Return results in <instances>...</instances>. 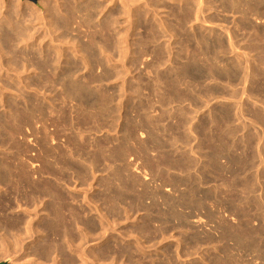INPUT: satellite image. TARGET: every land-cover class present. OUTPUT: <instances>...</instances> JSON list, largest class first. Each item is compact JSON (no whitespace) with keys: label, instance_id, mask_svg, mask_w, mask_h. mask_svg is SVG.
Masks as SVG:
<instances>
[{"label":"bare ground","instance_id":"1","mask_svg":"<svg viewBox=\"0 0 264 264\" xmlns=\"http://www.w3.org/2000/svg\"><path fill=\"white\" fill-rule=\"evenodd\" d=\"M39 2L40 3L37 6L36 4L32 3L31 1L30 2L29 1L28 2H22L21 0H11L9 2H5V0H0V227L3 226L7 230L15 231L17 233L18 238L21 239V241L19 240L18 242L23 243L22 247H24V250L27 247V246L26 247L24 246V241L26 239H27V242L30 239H32V241H29V242H34L38 238L41 239L42 243L41 244L39 243V245L36 244L37 245L36 248L33 251L31 250L32 253L30 254V251H27V252H29V254L26 255V257L29 255H32L33 257H35L36 258L35 261H37V264H39L40 262L48 263V264L49 263L50 264H103V263L105 264L106 261H107L106 263L108 264L109 263L108 260H111L109 264H118V257L119 256L121 257V255H123V256L127 255V257H128L127 261H129L130 264H144L143 262H141V260H140L141 258L138 260L135 259L138 256V255L136 256V254H141L142 251H145V249L143 250V248H142L143 246L141 247L140 244H139L140 246L135 245V247H131V246L129 248L127 247L128 249L124 248L125 250H123V249L122 250H116V249L112 250L111 248L105 249V247H104L105 250H101V251L98 250L100 252H95L92 249V246L94 244H91V242L93 243V240H96V238L95 239H93V238L97 237V236L98 237L101 236V238H102V236L104 237V234L107 232L108 228H110L109 227L110 224L108 225L107 222H106L107 225L104 222H102V223H104V225L100 224L101 220L105 218V217H102L103 213L101 212V209H100L101 207H103L102 204H101L100 208L96 207V209L97 208L100 209V211L99 210H96V211L102 213L101 214L102 219L100 221H98L99 222L98 225L94 222L95 220L93 221V219H95V218L92 219L93 216H91V215H92L93 210H95V208L93 209V207L96 206V205L95 206H93V205L98 203V202L96 203L94 201V198H93L96 196H92V197L90 196V194H91L90 191H92V189H91L92 183L91 182L95 180L93 177L96 174V171H100L101 168L104 169V171H106V170L109 171V168H111V166H110L111 164H117L118 163L119 165H118V167L116 166V169L114 168L115 170L112 169L113 167H115L112 165L113 167L111 169H112L113 173H111L112 172L111 171L110 172L111 175H109V176H111V179L112 178H118L117 182L120 184H124L131 189L137 187V185H139L141 181L139 179H137L136 177H134L135 173L133 174L134 176H131V173H130V175H127V173H129L131 171L130 169H134L137 173L141 172V174H142V171L146 168V169H149L150 172H149V174H147V172L149 170H146L147 172L145 173V178H144L145 180L148 181L150 177L153 180H155V178H158L157 180H160L161 184L166 185V183H169V180L172 179V174H170L171 170L175 169L176 167H177V169L180 167L181 168L183 167L182 169L185 170L186 172L188 171V173H189L190 170H188V169H190L191 167L193 168V166H195L197 164V163L193 162L194 161L193 158H192L193 161H191L188 158V156H187V158L184 157L185 159L182 158V159H184V160L181 159L182 161L180 160V158H179L180 161L179 160L178 161L172 160L171 155L169 153V149L171 148L170 147L171 145L170 146L168 145L170 148L166 149L164 147L165 142L162 143V145H163L162 148H164V150L166 149L165 151L167 153L165 155H161V157L158 156L160 158H158V159L156 158V160H153L150 158H145L146 156L150 155L148 152L151 148L147 147V148H149V150H148L146 148L147 144L144 143L145 144L144 149H142V147L139 149L140 154H144L143 155V162H142L143 164H141V166H140V164L137 166L136 165L137 162L135 164L129 163L130 157L132 156V154H134L132 147L133 146L135 147V145H133L135 143H133L132 147H131V143H132L131 141L132 140L134 141L136 139V138L134 139L135 134H136L135 132L140 130V128L142 126H143V128L147 126L145 123H144L145 126L142 125L143 122H141V119H144L147 113L144 114L145 116L143 114L141 115V116H144L143 118L139 115L141 117V119L138 117L140 119L139 120L140 122H138L137 121L138 119L136 120V118L133 120L130 119L131 114L129 112L136 110V112H138V114H139L143 111L146 112L145 108L148 109L147 111H151L152 110L151 108H153V110H154L155 105L153 106V104L151 102L150 103L145 102V100H149V99H145L144 101L141 100L143 93L145 94V92H147L148 90L151 91L152 94H154L153 96H155V91H156L157 96H159L158 95V93H159L158 91L160 90L159 88H162V85H165L164 86L165 88H163V90H164V93L166 94V95L164 94V97H166V98L164 99L163 96H161L164 100L162 101V99L160 100V98H159L160 101H157V102L162 101L160 103L161 107L164 106V108L165 107L169 108L168 106H170L171 104L173 105V103H177V102L182 103L183 102L182 104H184L185 101L188 102V100L191 99V97H192L191 93H190L192 90L191 87L193 88V84H195V83H192L193 81L191 79L195 78L194 75H197V77L199 79H204V80L208 79V81H209V78H211V77H214L216 79L217 78H221V79L227 78L229 80L235 79V81H244L245 82L244 84H246L248 81V78H250L252 80L251 81L252 88H251V90H249V92L251 94L248 92V88H247V91L243 92V93L248 92V94L245 93V94H247L246 98L252 95L250 97V99L255 98L256 100L257 99L260 100L259 98H261V96H262V98L264 97V69H263L264 68V28H262L260 26L256 27L251 22L252 18H257V20H258V19L264 17V1L263 0H252L250 2V4H248V5H243L245 2L241 3L238 0H54V1L53 0H41ZM218 3H220V5H222V7L225 11L224 13L228 12V14L232 13V14H235L236 16L239 15V17H240V20H238L237 22L234 23L235 28L237 29V30L235 29V33L230 34L229 32H227V34H228L227 37H230V39L228 41L229 43L226 42V40H225L226 38H224L223 35H219V34H218L219 36L217 37L216 41H210V39L208 38L209 33H208V35H206L207 31L205 33V32L199 31L200 29L199 30L195 29V25H197V24L208 25V24H212V23H216V22H224V21L226 22V20H220L219 19L220 15H218L216 13H213L212 15L211 14L209 15L207 13L208 11L210 12L214 8V6L215 7L217 5L219 6ZM192 28H194L193 33H191L192 30L190 31V29H192ZM237 31L239 33L240 32L242 33V31H246L248 33V35H247V36H249L248 39H250L251 41L250 40L247 41L248 43H246L247 44L246 48L249 51H251L252 53L253 52L257 53V57H259V59L257 58L259 60L258 65H254L252 68L250 67V69L253 72V74H251V75L248 74L249 72L248 73L246 72L247 74L246 73L241 74L242 71L240 73L238 71H235L233 73L230 71L232 69H230L229 71H226L225 74H223L222 73L223 69H220L222 71L221 72V71H219V68H217L219 65L216 67V63L219 62V53H222V54L228 53V51L231 49L234 50V52H235V50H238L241 48V47H239V44H238V43H240L239 37H241V36H239ZM245 37L243 40L246 39ZM244 42L245 41H243V43ZM243 55L247 56L246 61L248 63H249V61H251V63H250V65H251L253 62H252V60H250V57H251L250 52L244 53ZM144 60H146V63L149 61V63L144 64L145 63ZM230 60H232V59H230ZM256 61L254 60V62H256ZM201 62H204V64H207V65H208L207 62H209L208 66H210L209 67L210 69L207 71V68H206L207 66H206L205 67L206 71H205V68H204V70H202V68L200 67V65L202 64ZM237 62H235V63H237ZM244 63H246V62H244ZM138 64L139 65L144 64L143 65L144 67L142 66L143 69L142 68L141 69H142V71L144 70L145 73H146L147 69L151 70V71L148 70L149 72L147 71V75H149L151 73V75H149V76H152V74H153L154 78L151 77L154 79V80L151 79L153 81V83L150 81L151 83H148V84L146 83L147 85L145 83H144L145 85L139 84L140 82L139 83L137 82L138 84H132L133 82H130L131 79L129 80L130 83H128V79L133 78L135 75V72L137 71V70H133V67L137 66ZM240 64L242 65V63H240ZM170 65L171 66L175 65V68L179 67L177 69L178 71L175 70L177 73L176 72L174 73V71H172L173 69L172 70L170 69V68H174V66L170 67V68L168 67V70L165 69L166 67L164 68V66H170ZM240 66H239V68H240ZM155 67H157V68H155ZM158 67H160V68L162 67L165 70H163V71H161L162 69L157 70V69H160ZM227 67H228V65H227ZM230 68H232V67H230ZM154 69H156V70H154ZM227 69H229V68H227ZM240 70H241V68H240ZM142 71H140L141 73L139 75L140 80L143 79V76L141 78V75H144ZM248 71H249V69H248ZM171 72L174 74H172ZM144 77H145V75H144ZM111 81H113V83L116 81H124V85L120 84L121 86L119 87L118 92H119V94L124 96L125 99L127 97V99H126V101L124 100L125 102L118 100V102H120L119 104H123V106H121L120 111L122 112V109L124 110L123 114H122L123 123L118 124V125H120L119 126V133H120L119 137H121L123 135V138L118 139V144L117 145L115 144L116 146H114V147L110 146L111 147V149H110L109 144L110 145L113 144V139H114L113 137H112L113 139H111V140L104 138L105 140L98 141L94 144L95 141L93 143H91V141H89V139L85 138V134H84L85 131L83 132L82 129H86V131L91 133L95 130L97 131V129L99 132V129L103 128V126L109 128L110 131L111 130L113 131V128H115L117 118L114 115L115 114L119 115V114H121V112H119L118 114L116 113L117 109H118V108H116L117 105H116V107H113V108H109V106H112L111 104L115 101V98H116L118 92L116 93V91L113 90L115 93L113 92V94H110L111 92L109 93L106 89L107 87L105 86L106 88H104V86H103L104 84H102L105 82L111 83ZM218 81H220V79ZM235 81L233 80L231 82H235ZM204 85H206V84H204ZM197 86H198V84H197ZM249 86H250V84H249ZM200 87H201V85H200ZM194 88H196V87H194ZM205 88H206V86H205ZM207 88H211V85H210V87L208 86ZM207 88H206V92H207ZM236 88H237V86H236ZM241 88H243V87H241ZM144 90H147V91L144 92ZM202 90H203V88H202ZM238 90H241V89H238ZM161 91L162 90H160V92ZM219 91L221 92V89ZM219 91L217 89H209L208 90L209 93H211L213 95L218 94V96H220L219 94H221V93H219ZM151 92H147V93L151 94ZM206 92L204 91V93H206ZM240 92L243 95L242 91H240ZM161 93H160V95H161ZM192 93H194V92L192 91ZM200 94H201V92H200ZM132 95H134V98H136V96L140 97V100H139V102H137L136 105H134L136 102L133 103L135 101L134 98H133L134 101H132V103H130L131 99H129V98L132 97ZM235 95L238 96L239 92L237 94L235 93ZM49 97H51L50 101L48 100ZM124 97H122V98L124 99ZM145 97H146V95H145ZM122 98H121V100H123ZM156 98L154 101H156ZM199 98H200V96H199ZM137 99H139V98H137ZM137 99H136V101H137ZM150 100H152V99H150ZM195 100H197V99H195ZM195 100H192L193 105L195 107H198L200 104V102H198L199 99L197 101H195ZM237 100H239V99H237ZM252 101H255V100H252ZM187 102H185V104H187ZM256 102H258V101H256ZM256 102H253V103H256ZM71 104H73V105L71 106ZM178 105H180V104H178ZM157 106H159V105H157ZM254 106H256V105H254ZM258 106H259V104H258ZM118 107L120 108V105ZM178 107L179 106H177V108ZM261 107L264 109V106H261ZM114 108H116V109H114ZM203 109H205V108H203ZM165 110H167V109H165ZM172 110H170V111H172ZM48 111H50V112H48ZM178 111H181V110H178ZM183 111L184 110L182 109V112ZM199 111H202V110L199 109ZM249 111H251V110H249ZM47 112L51 113V114L54 113V115L52 114L53 116H55L58 113H59L58 115H61L60 120L62 123H60L58 121L61 125H57V127L61 126L62 127L61 129H63V132L64 131L67 133L69 132V134L66 135V137L68 136L67 140L65 137H63V138H65L64 139L65 142L69 144V145H67L69 147H67V146L65 147V144H64V148H66V149H64V150L59 149L60 153H58L59 155L57 154L58 155L57 157H55L53 155V152H54L53 148L50 149L48 147L50 144L52 145L51 147H53V144H54L53 141H52L53 144L49 143V140H51L50 139L51 135L47 132H51L53 129V128H51L52 126L50 127V125H49V127L51 128V131H49V129L47 132L45 131L46 134H45V137L43 138L44 140L39 135V137L43 140V143L45 144L44 145L45 159L43 160L44 163H42L44 165L42 166L41 162H39L41 165L34 163L35 160L37 159V157H35V156H38V155L33 154L35 159H34V161H30L31 162V163H29L30 166H28L27 161L24 160V158H26V157L23 158V155H24V152H26V150L28 151V148H30V147L28 146L29 145L28 144L27 145L28 148H27L25 144L29 140H31L30 136H32V135H30V133L33 134L31 132V129H32L31 127L37 125V128L41 129L42 126L47 125V124H42L46 117L47 118L51 117L50 115H49V117L47 116ZM163 112H164V110H163ZM163 112H161V113H163ZM177 112H175V113H177ZM195 112H197V111H195ZM178 113H180V112H178ZM187 113H189V112H187ZM227 113H228V111H227ZM148 114H149V112H148ZM170 114L173 115L172 113H169L168 116H170ZM58 115H57V117H58ZM163 115H166V114L163 113ZM183 115H185V117H186V115H187L186 112H185V114H182V116ZM228 115H229V113H228ZM150 116L151 115H149L148 117H150ZM154 116L156 117V115H154ZM223 116H225V115L223 114ZM119 117L121 118V115ZM148 117H147V119H148ZM179 117H180V115H179ZM185 117H183V119H181V121L179 122L183 126L184 129L186 128V126L189 122V120L187 118V117H189V115L186 118ZM253 117L252 118L255 120V124L259 125V127H262L264 130V110H257L256 109L255 111H253ZM131 118H133V117H131ZM150 118L152 119V117H150ZM156 118L162 119L164 117H161V115H160V117L158 116ZM166 118L169 119L170 117H166ZM228 118H230V117H228ZM153 119H154V121H156L155 118H153ZM153 119H152V122H153ZM168 119H166V120H168ZM177 119H178V117H177ZM41 120H43V121H41ZM56 120H58V119H56ZM56 120H55V122L58 123ZM194 120H196V119H194ZM215 120L218 121L217 119H215ZM227 120H230V119H227ZM254 120H252L253 124H254ZM152 122H150V125H153ZM156 122H160V121H158V119H157ZM226 122H228V121H226ZM44 123H47V122L44 121ZM51 123H53V121ZM166 123H167V121H166ZM190 123H191V121H190ZM39 124H40V126L38 127ZM162 124L164 125L165 123H162ZM168 125H165V126H168ZM175 125H178V123ZM170 126H171V124H170ZM170 126H168V128ZM173 126H174V124H173ZM149 127L150 126H148V130H149ZM203 127H201V126L196 127V128H194L195 130L191 129V127H189L190 128L189 131H191V130L196 131L197 130L196 132H200V134H201L203 129H204ZM259 127H258V129H262ZM47 128L46 129L44 128V130H47ZM55 128H56V126H55ZM177 129L179 130L180 128H177ZM206 129H208V128H206ZM150 130H151V127H150ZM168 130L170 132V129H168ZM186 130H188V129H186ZM25 131L27 134H29L28 136L30 138V139L28 138L29 140H27V142L25 141V139H27ZM32 131L35 132L34 129H32ZM38 131H37V133H38ZM40 131H42V130H40ZM208 131H209V129H208ZM57 132H58V130H57ZM175 132H177V131H175ZM42 133L43 132H41V134ZM150 133H153V132H151V131L149 132L151 139H153L152 138L153 136H151ZM167 133H168V131H167ZM183 133H184V131H183ZM16 134H17V136H20V140L25 141L24 142L25 144H23L22 141L21 142L18 140H16L18 142L15 141V139H16L15 135ZM34 134H33V136H34ZM112 134H113V132H112ZM156 134H158V133H156ZM203 134H204V131H203ZM55 135H56V132H55ZM153 135H154V133H153ZM258 135H260V134L258 133ZM263 135H264V131H263ZM52 136H53V134H52ZM103 136H104V134H103ZM154 136H156V135H154ZM181 136H183V134ZM255 136H256V134H255ZM91 137H93V136H91ZM141 137H142V135H141ZM177 137H179V136H177ZM184 137L185 136H183V138ZM193 137H191V139ZM251 137H252V135H251ZM101 138H103V137H101ZM169 138H170V136L168 137V139ZM258 138H256V139H258ZM17 139H19V138L17 137ZM54 139H55V136H54ZM54 139H52V140H54ZM99 139H100V137H99ZM151 139H149V141ZM180 139H178V140H180ZM185 139H186V137H185ZM40 140H39V142H40ZM64 140H63V142H64ZM90 140H93V139L90 138ZM155 140H157V139H155ZM159 140H157V141H159ZM170 141L169 142L167 141V142L171 143ZM252 141H253V139H252ZM256 141H254V142H256ZM35 142H36V140H35ZM134 142H136V141H134ZM141 142L143 143L142 140H141ZM146 142L148 143V140ZM176 142H178V141H176ZM182 142H184V141H182ZM32 143H33V141H32ZM41 143H42V141H41ZM139 143H140V141H139ZM142 143H140L141 146L142 145L144 146V144H142ZM178 143H180V142H178ZM216 143H219V142H216ZM37 144H38V142H37ZM55 144H57V143H55ZM149 144H151V143H149ZM171 144H173V143H171ZM186 144H188V142ZM151 145H153V144H151ZM154 145L158 146L159 144L158 145L154 144ZM251 145H253V144H251ZM251 145L249 147H252ZM32 146H34V145H32ZM168 146H166V147H168ZM198 146H199V144H198ZM236 146H238V145L236 144ZM54 147H55V145H54ZM138 147H140V146H138ZM160 147H161V143H160ZM214 147H216V146H214ZM61 148H62V145H61ZM162 148L160 149L158 147V149H160V150H162ZM188 148H189V146H188ZM195 148H199V147L196 146ZM195 148H194V150H195ZM211 148H212V146H211ZM262 148H264V146ZM32 149H35V148H32ZM40 149H43V148H41V146H40ZM178 149L180 150L181 148L178 147ZM216 149H217V147H216ZM216 149H215V151H216ZM137 150H138V148H137ZM147 150H148V152H147ZM37 151L34 153H37ZM218 151L219 150H217V152ZM221 151H222V149H221ZM30 152L32 154L33 150ZM223 152H225V151H223ZM173 153H175V152H173ZM173 153H172V155H173ZM199 153L200 152H198V154ZM27 156H30L29 158H27V160L32 159L31 158L32 155H27ZM133 156H136V155H133ZM184 156H185V154H184ZM217 156H219V155H217ZM38 158H39V156H38ZM52 158H53V161L51 160ZM41 159H40V161H42ZM131 159H133V158H131ZM209 159H210V157H209ZM242 159L243 160L240 159L238 161V165L243 166V168H244V166L247 168L249 166V167H252L253 169L255 168L254 170H256L260 166H263V168L261 167L262 168L261 170L257 169L255 176H253L254 174L250 175L251 177L248 176L249 180H251L250 178H252V176L254 177V178H252L251 181H248V180H247L248 182L245 181L246 184L244 182V185H246V186H247V184H250L251 188L249 185L246 188L249 187L248 189L249 190L251 189L252 191L251 190L250 191L252 193H254L258 190H261V193L259 195V197L261 198L260 199L261 201H259V200L253 201L252 200L253 202L250 201L251 203H249V204L246 203L247 206H244L242 209H239V207H241L242 204L239 207L236 206L237 204H234L235 207H232V208L230 207V209L234 210L236 215H238V216L242 215V217L245 218L246 220H244V219L241 220V225L239 227H242L243 228L242 230H240L239 228H235V232L233 231L234 233L226 231L225 234L223 233L224 234L223 238L235 241V244H236L235 247L236 246H238L239 248L243 247L242 249L249 250L251 252L252 251L253 252L257 251L259 253L261 252L262 253V254L260 253L261 257L264 259V150L262 152L261 151L255 152L250 157V159H248V161H247V159H244V158H242ZM199 160H201V159H199ZM202 161H204V160H202ZM133 162H135V159ZM206 162H208V161H206ZM213 163H215V161ZM217 163H219V161ZM201 165H203V164H201ZM233 165H234V163H233ZM206 166H208V165H206ZM38 167L40 168V170L42 169L45 171L44 172L45 175H42L41 173L39 174L40 171L39 170H38L39 172L37 171ZM210 167L212 168V166H210ZM231 167H233V166H231ZM243 168L240 167V169H243ZM33 169H34V171H33ZM236 169H238V167ZM217 170H218V168H217ZM199 171H200V169H199ZM221 171H223V170L221 169ZM233 171H234V169H233ZM242 171L246 172V168H245V170H242ZM178 172H179V169H178ZM211 172H213V171L211 170L210 173ZM184 173L185 172L183 171V175H184ZM235 173H238L236 175H239V170H237ZM235 173H230V174L235 175ZM240 173H242V172H240ZM253 173H254V171H253ZM242 174H244V173H242ZM217 175L215 178H218ZM185 177H187V176H185ZM245 177H247V175ZM92 178H93V180H92ZM188 178H192V177L189 176ZM242 178L244 179V177H242ZM101 179L102 180L100 181V183H101V187L103 188L102 193L109 192V194H108L109 197L106 196L107 195L106 194L104 196L105 198L103 197L104 199L102 198L101 200H104L105 203L110 202L113 207L115 205V203L113 205V201H112L113 198H115L116 200H119V201L124 200V198H125L124 193L120 194L119 193L120 191L118 192L119 194L115 193L116 189L114 190L112 183L108 182L109 181L108 177L105 179H103V178H101ZM111 179H110V181H111ZM167 179H169V180H167ZM194 179L193 178L190 179L191 184L196 183V181ZM218 179H221V177H219ZM188 180H186V179L177 180V182L179 184L186 185L187 183H189ZM222 180H223V178H222ZM227 180H228V178H227ZM74 182L81 185V187L84 186L83 188L86 187V189L83 190V192H85V194H83V196H80L77 194L78 192H80L79 191L80 189L78 191H77V189L76 190L74 188L72 189L71 184L72 183L74 184ZM112 182H113V180H112ZM172 182H175V178L173 179ZM177 182H175V183H177ZM205 182H206V180H205ZM231 182H233V181H231ZM142 184H143V182H142ZM172 184H174V183H172ZM124 185H123V187H124L123 191H125V189H126V187ZM231 185H230V187H231ZM244 185H242V186H244ZM120 186H122V185H120ZM144 186H145V184H144ZM234 186H236V185H234ZM239 186H241V185H239ZM117 187L119 188V186H117ZM123 187H120L117 190H120ZM154 187H156V186H154ZM162 187H163V185H162ZM167 187H168V184H167ZM141 188L143 189V190H141V192H143L144 187H141ZM151 188H152V186H151ZM186 188H185V190H186ZM232 189H233V186H232ZM133 190H137V189L135 188V189H132V191ZM159 190H161V189H159ZM151 191L153 192V190H151ZM156 191H158V188ZM246 191H247V189H246ZM126 192H127V190H126ZM126 192H125V194H126ZM128 192H127V194H128ZM177 192H180V191H177ZM194 192H195V190L192 193H194ZM102 193H100V195ZM218 193H220V192H218ZM131 194H132V192H131ZM131 194L129 193L130 197L132 198ZM174 194H175V192H174ZM134 195L137 198L138 195H136V194H134ZM180 195L181 194H179V196ZM98 196H99V194H98ZM161 196H162V193H161ZM187 196L186 197L184 196V197L187 198ZM189 196H191V195H189ZM198 196H200V195H198ZM100 197L101 196H99L97 198H100ZM127 197L130 200V197L129 196H127ZM143 197H144V195H143ZM256 197H257V195H256ZM238 198H239V196H238ZM170 199H173V198H170ZM202 199H204V198H202ZM133 200H135V198ZM137 200L138 199H136V202H137ZM169 200H167V201H169ZM189 200L190 199H188V201ZM193 200L194 199H192L190 202L182 201V203L184 202L183 205H185L189 208H193V209H198V208L204 207L203 203L201 201H193ZM198 200H200V199L198 198ZM218 200H219V198H218ZM238 200L239 199H237V201ZM139 201H140V199H139ZM125 202H126V200L124 201V203ZM119 203L121 204V202H119ZM119 203H118L117 207H119ZM141 203H139V204H141ZM222 203H223V201H222ZM135 204H137V203H135ZM139 204L137 205L138 208H139ZM151 204H152V202H151ZM216 204H218V203H216ZM229 204L233 205V203H228V205ZM21 205H24L23 210H22V212L24 214L22 213L23 215H17V216L14 215L15 214L14 213L15 206H17L18 210H19L20 208L22 209ZM25 205L26 206L29 205V206L33 207V210L31 209V211H34L33 219L31 218L32 212L29 210V208H28V210H25V208H27V207H25ZM103 205L106 206L107 204L106 205L103 204ZM111 205L108 206V208L104 207V211L106 209L107 210L110 209ZM130 205H132V204H129V206ZM133 205H134V203H133ZM171 205L168 207L169 213L172 215V217L177 219L178 218V216L176 215L177 211H175L176 205L174 204V206L172 205V207H171ZM123 206H125V205H123ZM180 207H182V206L180 205ZM224 207H226V206H224ZM114 208H116V207H114ZM117 209H119V208H117ZM117 209L114 211H116L118 214H122L123 211H120L121 212L120 213L117 211ZM193 209H192V211H193ZM207 210H208V208H207ZM251 210H253V211H251ZM126 211H128V210H126ZM131 211H132V209H131ZM134 211L135 210L133 209L132 212H134ZM157 211H158V209H157ZM159 211H160V209H159ZM130 212H127V213H130ZM142 212H140V213H142ZM212 212H214V211H212ZM243 212H245V213H243ZM252 212L255 214L254 216L262 218V221H263V222L261 221L262 223L260 222L261 223L260 227H257L259 231H257L256 233L254 232L256 229L253 231L254 233L250 232L253 230L252 228H250L252 230H250V229H249L250 231L248 230V228L250 227L249 225L253 221L252 220L250 222V224H248L249 219L253 218ZM117 213L116 214L114 213L116 215V216L114 215L116 218H117ZM104 214H105V212H104ZM183 214H185V213H183ZM229 214H230V212H229ZM109 215H110V213H109ZM154 215H156V214H154ZM186 215H188V213ZM213 215L215 216V214H213ZM108 216H107V218H108ZM119 216H121V215H119ZM148 216H150V215H148ZM192 216L194 217V215H192ZM209 216H211V215H209ZM134 217L133 218L131 217V218L134 219ZM143 217H142V219H143ZM166 217H168L167 214H166ZM242 217H240V218H242ZM107 218L105 220H107ZM149 218L151 219V217H149ZM159 218H161V217H159ZM118 219H119V217H118ZM178 220L183 222V220H181V218L177 219L176 221H178ZM126 221L123 220V223ZM108 222H110V220ZM120 222H118V223L120 224ZM146 222H147V220H146ZM181 222L179 224L182 225L184 222L183 223H181ZM167 223L171 224V221L168 222L166 220V224ZM113 224H115V223L113 222ZM153 224H151V225H153ZM217 224H216V226H217ZM105 225L108 226V228ZM183 225H185V224H183ZM111 226H114V225H111ZM140 227L138 229V231L140 230L139 234H141L142 232H143V234H146V233L148 234V232L150 231L149 230L150 227H141V228ZM164 227H166V226H164ZM131 228H134V227H131ZM246 228H247V230H246ZM133 230H135V229H133ZM172 230H173V228H172ZM113 231L115 232V230H113ZM223 231H225V229ZM7 233H9V232H7ZM120 233H121V231H120ZM123 233H125V232L123 231ZM127 233H128V231H127ZM10 234H12V233H9V236L7 235V237H10ZM13 234H14V232H13ZM14 235H16V234H14ZM95 235H97V236H95ZM116 235H117V233H116ZM128 235H127V237H128ZM17 236H15V237H17ZM131 236H132V234H131ZM209 236H207V237L209 238ZM4 237L2 238V241L5 240ZM7 237H5V238H7ZM15 237H14V239L16 240ZM98 237H97V240L99 239ZM108 237H109V235H108ZM114 237H116V236H114ZM129 237H130V235H129ZM188 237H189V234H188ZM10 238H9V240H10ZM133 238L135 239V235ZM137 238H139V237H137ZM159 238H161V236ZM211 238L209 240H207V239H205V240H207V241H209V243H211L212 241L215 240V239L213 240ZM103 239H101V240H103ZM115 239H113V240H115ZM221 239H222V237H221ZM105 240L108 241L109 239L107 240V238H106V239H104V241ZM129 240H131V239H129ZM177 240H180V239H177ZM188 240H190L192 242L194 247H197L202 243L200 238H198V236H196V235L189 238ZM5 241H7V239ZM11 242H12V240L10 241V243ZM14 242H12V244ZM18 242H16L17 245L19 244ZM16 243H14V244H16ZM107 243L108 242H106V244ZM181 243L184 244L185 241H184V243L183 242H181ZM4 244L7 245L6 242ZM12 244H11V246H13ZM136 244H137V242H136ZM155 244H157L156 241H155ZM155 244H154V247H155ZM180 244H178V245H180ZM186 244L190 245L189 243H186ZM5 245H3V246H5ZM17 245H16V247H17ZM29 245H31V244H29ZM107 245H109V244H107ZM8 246H10V245H8ZM117 246H119V243ZM190 246L192 247V245H190ZM216 246H218V245H216ZM16 247H14V248H16ZM19 247H21V246H19ZM170 247H172V246H170ZM235 247H233V248L235 249ZM117 248H120V246ZM148 248L149 247H147V249ZM183 248H185V246ZM21 249H23V248H21ZM154 249H156V248H154ZM4 250H7L6 247H4ZM14 250H12V251H14ZM176 250H178V249H176ZM17 251H19V249L17 250V248H16L15 252H17ZM228 251H230V250H228ZM163 252H164V250H163ZM4 253H6V252H4ZM156 253H157V251H156ZM11 254L12 253H10L9 256ZM13 254H12V256H13ZM18 254L19 253H15L16 256ZM176 254L178 255V253H176ZM215 254H216V251H215ZM0 255L3 256V253ZM167 255H168V263L170 262V264H180V262L178 261V258H176L175 256L169 255V253H167ZM188 255H189V252H188ZM189 256H191V255H189ZM6 257L7 256H5V254H4V258H6ZM178 257H181V256L178 255ZM11 258H14V257H11ZM153 258H155V256ZM164 259H166V258H164ZM215 259H216V257H215ZM26 260H24L23 262H28V259H26ZM204 260H206V259L204 258ZM235 260H236V257H235ZM249 260H247V261H249ZM20 261L21 260L19 258V260L15 263H21ZM227 261H225V262H227ZM242 261L244 262L245 260H242ZM251 261H254V260H251ZM11 262H12V260H11ZM29 262H31V260ZM123 262H122V264H123ZM214 263L215 264H222L223 262L221 263V260L220 261L215 260L213 262V264ZM248 263L250 264V262H248ZM29 264H31V263H29ZM34 264H35V262H34ZM152 264H161V262L157 263L156 261L152 260Z\"/></svg>","mask_w":264,"mask_h":264},{"label":"rangeland","instance_id":"2","mask_svg":"<svg viewBox=\"0 0 264 264\" xmlns=\"http://www.w3.org/2000/svg\"><path fill=\"white\" fill-rule=\"evenodd\" d=\"M9 1H11V0H5V2H9ZM22 2H32V3H34V4H36L37 6L39 5V1H41V0H21ZM54 1V0H53ZM239 2H241V3H244L243 5H248V4H250V2L252 1V0H238ZM249 1V2H248ZM264 1V0H263ZM219 4V6L217 5L216 7L214 6V8L209 12H207L209 15L211 14H213V13H216V14H218V15H220L219 17V19L220 20H226V22L224 21V22H216V23H212V24H208V25H206V24H197V25H195V29L197 30H199V31H201V32H205L206 33V31H207V33H206V35H208V33H209V35H208V38L210 39V41H216V39H217V37L219 36V35H223L224 36V38H226L225 40H226V42L227 43H229L228 41H229V39H230V37H227V32H229L230 34L231 33H235V22H237L238 20H240V17H239V15H235V14H232V13H230V14H228V12L227 13H224L225 11H224V9H223V7H222V5H220V3H218ZM219 7V8H218ZM222 7V8H221ZM218 8V9H217ZM231 18V19H230ZM233 19V20H232ZM251 22H252V24L254 25V26H256V27H258V26H260V27H262V28H264V17L263 18H260V19H258L257 20V18H252L251 19ZM219 24V25H218ZM201 27V28H200ZM207 27V28H206ZM205 28V29H204ZM193 29L194 28H192V29H190V31H191V33H193ZM204 29V30H203ZM237 30V29H236ZM198 31V32H199ZM211 31V32H210ZM140 32V31H139ZM238 32V31H237ZM215 34V35H214ZM217 34V35H216ZM219 34V35H218ZM238 34H239V36H241V37H239V42L240 43H238L239 44V47H241L240 49H238V50H235V52H234V50H229L228 51V53H224V54H222V53H219V62H217L216 63V67L217 68H219V71H221L220 69H223L221 72L223 73V74H225V72L226 71H229L230 69H232V70H230L231 72H235V71H238L239 73L241 72V74L243 73H248V74H253V72H252V70L250 69V67L252 68L254 65H258V59H259V57H257V53H252L251 51H249L247 48H246V43H248L247 41H249L250 39H248L249 38V36H247L248 35V33L246 32V31H242V33L240 32H238ZM247 39H245V40H243L244 39V37ZM243 37V38H242ZM243 41H245L244 43H243ZM251 41V40H250ZM237 51V52H236ZM250 52V60H252V64L250 65V63H251V61H249V63L246 61L247 60V56L245 55H243L244 53H249ZM243 55V56H242ZM222 56V57H221ZM252 58V59H251ZM256 58V59H255ZM258 58V59H257ZM230 59H232V60H230ZM235 59V60H234ZM237 59V60H236ZM257 62H254V60ZM226 60V61H225ZM145 61V63L144 64H147V63H149V61L146 63V60H144ZM229 61V62H228ZM232 61V62H231ZM238 61V62H237ZM228 62V63H227ZM235 62H237V63H235ZM244 62H246V63H244ZM202 64L200 65V67L202 68V70H204V68L206 67L207 68V71L210 69L209 67L210 66H208L209 65V62H207L208 63V65L207 64H204V62H201ZM221 63V64H220ZM240 63H242V65L240 64ZM144 64H138L137 66H134L133 67V70H137L136 72H135V75H134V79L133 78H129L128 79V83H130V82H133L132 84H138L139 82V84H143V85H145L146 83L148 84V83H153V81L152 80H154L153 78H154V76H153V74H152V76H149V75H151V73L149 74V75H147V71L149 70V71H151L150 69H147L146 70V73H145V71L143 70L142 71V66L144 65ZM235 64V65H234ZM241 66H240V65ZM227 65H228V67H227ZM238 65V66H237ZM245 65V66H244ZM174 66V68H170V67H173ZM178 66V65H177ZM224 66V67H223ZM227 68H229V69H227ZM239 66H240V68H241V70H240V68H239ZM144 67V66H143ZM163 67V66H162ZM160 68V67H158V68H160V69H157V70H161V71H163V70H165V69H167L168 70V67L172 70V71H174V73L176 72L175 70H177L178 68H175V65H170V66H164V68ZM230 67H232V68H230ZM235 67V68H234ZM237 67V68H236ZM256 67V66H255ZM142 68V69H141ZM155 68H157V67H155ZM206 68H205V71H206ZM225 68V69H224ZM234 68V69H233ZM169 69V70H170ZM236 69V70H235ZM238 69V70H237ZM247 69V70H246ZM248 69H249V71H248ZM264 69V68H263ZM154 70H156V69H154ZM153 70V71H154ZM166 70V71H167ZM225 70V71H224ZM140 71H142L143 72V74L145 75V77H144V75H141V78H142V76H143V79L142 80H140V77H139V75H140ZM148 71V72H149ZM178 71V70H177ZM139 73V74H138ZM172 73V72H171ZM174 73H172V74H174ZM177 73V72H176ZM246 73V74H247ZM138 78H136V77ZM148 76V77H147ZM150 77V78H149ZM151 77H153V78H151ZM194 79H191L192 81V83H195V84H193V88L191 87V99L192 100H195V99H199L198 100V102H200V104H199V106L198 107H195L194 105H193V101L190 99V100H188V102L187 101H185V102H187V104H185V102H184V104H182V103H179V102H177L178 104H182L181 106L180 105H178L177 103H173V105L171 104L170 106H168L169 108H164V106L163 107H161V105H160V103L166 98V97H164V90H163V88H165L164 86L165 85H162V88H159L160 90H162L161 92H160V90L158 91L159 93H158V95L159 96H157V92L155 91V96H153L154 94H152V92L151 91H147V90H144V92L145 91H147V92H151V94L150 93H147V92H145V94L143 93V95H142V99L141 100H145V99H152V100H145V102H151L152 104H153V106H154V110H153V108H151L152 110L151 111H147L148 109L147 108H145V111L146 112H141V113H139L138 114V112H136V110L135 111H130L129 113L132 115H130V119H135L136 118V120L138 121V122H140L139 120L141 119V117L143 118L145 115L144 114H146V116L148 117L149 115H151L150 117H152V119L153 118H155V120L157 121V119H158V121H160V122H156V121H154V119H153V122H152V119L150 118V117H148V119H147V117L145 116V118L144 119H141V122H143L142 123V125H144L145 126V124L147 125L146 127H144L143 128V126L140 128V130H138L137 132H135L136 134H135V137H134V141H136V142H134L133 140L131 141L132 143H131V147H132V144L133 143H135V144H133V145H135V147L133 148L132 147V150H133V152H134V154H132V156L130 157V161H129V163L130 164H135L136 162L138 163H136V165L138 166L139 164H140V166H141V164H143L142 162H143V155L144 154H140V148L142 147V149H144V147H145V144L144 143H146L147 145H146V148L147 147H150L151 149L149 150V148H147L148 150H149V152H148V150H147V152L150 154V155H148V156H146L145 158H150V159H153V160H156V158L158 159V158H160L161 157V155H165L167 152L165 151L166 149H169L170 147L172 148H170L169 149V153H170V155H171V159L172 160H175V161H178L179 160V158H180V160L182 159V158H187V156H188V158L191 160V161H193V162H195V163H197L195 166H193V168L191 167L190 169H188V170H190L189 171V173H188V171L186 172L185 170H183L181 167L180 168H178L179 169V172H178V169H177V167L175 168V169H173V170H171L170 171V174H172V179H167V180H169V183H166V185H164V184H161V182H160V180H157L158 178H155V180H153L151 177V179L149 178V182L147 181V180H145L144 178H145V173L147 172L146 170H149V169H144L143 171H142V174H141V172H136L134 169H130L131 171L129 172V173H127V175H130V173H131V176H134V177H136L137 179H139L141 182H140V184L139 185H137V187H135L137 190H133L132 191V189H135V188H129V187H127L126 185H124V184H120V183H118L117 181V179L118 178H112L111 179V176H109V175H111L110 174V172L112 171V169H116V166L118 167V163L117 164H111L110 166H111V168L113 167V166H115V167H113L112 169L111 168H109V171H104V169H100V171H96V174L94 175V181H92L91 183H92V191H90V196L92 197V196H96V197H93L94 198V201L97 203V204H94L93 206H95V207H93V209L95 208V210H93V212H92V215L91 216H93L92 217V219L93 218H95V219H93V221L98 225V221H100L101 219H102V217H105L104 219H102L101 220V222H100V224H103L104 225V223L106 224V222H107V224L109 225V227L111 228H108V226H106L107 228H108V230H107V232L104 234V237L102 236V238H101V236L100 237H98L97 235H95V236H97L99 239L97 240V237H94L93 239H95L96 238V240H93V243L91 242V244H94L93 246H92V249L95 251V252H100L101 250H105V249H109V248H111L112 250L114 249H116V250H125V249H128L130 246L131 247H135V245L137 246V245H141V247L143 248V250L145 249V251H142L141 252V254H136V260H138V259H140L141 260V262H143L144 264H152V260H154V261H156L157 263H160L161 262V264H170V262L168 263V255H167V253H169V255H171V256H175L176 258H178V261L180 262V264H213V262L215 261V260H217V261H220L221 260V263L222 264H249L248 262H250V264H264V259L261 257V254L259 253V252H257V251H249V250H245V249H242L241 247L239 248L238 246H236L235 247V241H232V240H230V239H225V238H223V235L225 234V232L226 231H229V232H232V233H234L235 232V228H239L240 230H242L243 228L242 227H239L240 225H241V220H246L245 218H243L242 217V215L240 216V217H242V218H240L238 215H236L235 214V212H234V210L233 209H230V207L232 208V207H235V205L234 204H237L236 206L237 207H239L241 204V207H239V209H242L244 206H247V204H249V203H251V202H253L254 200H259V201H261L260 199V197H259V195H260V193H261V190H258V191H256V192H254V193H252L248 188H246L248 185L250 186V184H247V186L246 185H244V182L246 181V182H248V181H251L252 180V178H254L253 176H255L256 175V171H257V169L259 170H261L262 168H263V166H260L259 168H257L256 170H254L252 167H249L248 166V168L247 167H245L244 166V168H243V166H239L238 165V161L241 159V160H243L242 158H244V159H247V161H248V159H250V157L255 153V152H259V151H263L264 150V148H262L263 146H264V135H263V128L262 127H259V125H257V124H255V120L253 119L254 117H253V111H255L256 109L257 110H264L261 106H264V97L262 98V96H261V98H259L260 100H256L255 98H251L252 100H255V101H252L251 99H250V97L252 96H249V97H247L246 98V95L248 94V92H249V90H251V88H252V83H251V79L250 78H248V81H247V83L246 84H244L245 82L244 81H235V79H232V80H229V79H227V78H217L218 80L220 79V81H218L216 78H214V77H211V78H209V81H208V79H199L198 77H197V75H194ZM136 78V79H135ZM213 78V79H212ZM131 79V80H130ZM148 79V80H147ZM152 79V80H151ZM227 79V80H226ZM129 80H130V82H129ZM147 80V81H146ZM213 82H212V81ZM224 80V81H223ZM235 81V82H231V81ZM142 81V82H141ZM144 81V82H143ZM151 81V82H150ZM200 81V82H199ZM203 81V82H202ZM230 81V82H229ZM138 82V83H137ZM190 82V83H191ZM199 82V83H198ZM205 82V83H204ZM126 83V82H125ZM145 83V84H144ZM203 83V84H202ZM237 85H236V84ZM102 84H104L103 86H104V88H106L107 89V91L110 93V94H113V92L114 91H116V93L118 92V90H119V87L121 86V85H124V81H116V82H114L113 83V81H111V83L110 82H105V83H102ZM107 84V85H106ZM109 84V85H108ZM121 84V85H120ZM146 84V85H147ZM197 84H198V86H197ZM204 84H206V85H204ZM249 84H250V86H249ZM161 85V84H160ZM195 85V86H194ZM200 85H201V87H200ZM210 85H211V88H207L208 86L210 87ZM241 87H243V88H241ZM106 86V87H105ZM204 86V87H203ZM205 86H206V88H207V92H206V88H205ZM217 88H216V87ZM236 86H237V88H236ZM114 87V88H113ZM194 87H196V88H194ZM199 87V88H198ZM240 87V88H239ZM202 88H203V90H202ZM247 88H248V92H245V93H247V94H245V93H243L244 91H247ZM194 89V90H193ZM209 89H217L218 91L221 89V92L219 91V93H221V94H219L220 96H218V94L216 95V94H211V93H209L208 92V90ZM235 89V90H234ZM238 89H241V90H238ZM114 90V91H113ZM197 92H196V91ZM202 90V91H201ZM226 90V91H225ZM192 91L194 92V93H192ZM201 92V94H200V92ZM204 91L206 92V93H204ZM224 91V92H223ZM228 91V92H227ZM240 91H242V93H243V95L241 94V92ZM199 92V93H198ZM227 92V93H226ZM239 92V95L237 96V95H235V93L237 94ZM115 93V92H114ZM160 93H161V95H160ZM209 93V94H208ZM224 93V94H223ZM229 93V94H228ZM250 93V92H249ZM163 94V95H162ZM205 94V95H204ZM223 94V95H222ZM227 94V95H226ZM233 94V95H232ZM251 94V93H250ZM249 94V95H250ZM145 95H146V97H145ZM166 95V94H165ZM207 95V96H206ZM214 97H213V96ZM151 98H150V97ZM161 96H163V98L161 97ZM199 96H200V98H199ZM216 96V97H215ZM241 96V97H240ZM122 97H124V96H122L121 94H119V92L117 93V96H116V98H115V105L112 103L111 105L112 106H109V108H113V107H116V105H117V107L116 108H118L117 109V114L119 113V112H121L120 111V109H121V106H123V104H119L120 102H118V100L119 101H122V102H125L126 101V99H127V97H126V99H125V97H124V99L122 98ZM149 97V98H148ZM156 98V101H154L155 100V98ZM207 97V98H206ZM210 97V98H209ZM254 97V96H253ZM121 98L123 99V100H121ZM133 98H134V95H132V97H130L129 99H131V101H130V103H132V101H134L133 103H135L134 105H136L137 104V102H139V100H140V97H137L136 96V98H134V100H133ZM137 98H139V99H137ZM159 98H160V100L162 99V101L161 102H157V101H160L159 100ZM205 98V99H204ZM209 98V99H208ZM225 98V99H224ZM249 98V99H248ZM50 99H51V97H49L48 98V100L50 101ZM136 99H137V101H136ZM158 99V100H157ZM219 99V100H218ZM237 99H239V100H237ZM117 100V101H116ZM125 100V101H124ZM197 100H195V101H197ZM203 100V101H202ZM205 100V101H204ZM207 100V101H206ZM215 100V101H214ZM153 101V102H152ZM190 101V102H189ZM202 101V102H201ZM256 101H258V102H256ZM209 104H208V103ZM252 102V103H251ZM253 102H256V103H253ZM117 103V104H116ZM202 103V104H201ZM243 105H241V104ZM244 103V104H243ZM189 104V105H188ZM235 104V105H234ZM258 104H259V106H258ZM261 104V105H260ZM263 104V105H262ZM73 104H71V106H72ZM120 105V108L118 107ZM157 105H159V106H157ZM252 105V106H251ZM254 105H256V106H254ZM62 106V105H61ZM177 106H179L178 108H177ZM192 106V107H191ZM204 106V107H203ZM248 106V107H247ZM258 106V107H257ZM172 107V108H171ZM188 107V108H187ZM201 107V108H200ZM207 107V108H206ZM245 107V108H244ZM255 107V108H254ZM261 107V108H260ZM116 108H114V109H116ZM164 108V109H163ZM176 108V109H175ZM196 110H195V109ZM200 110H202V111H199V109ZM203 108H205V109H203ZM156 109V110H155ZM165 109H167V110H165ZM169 109V110H168ZM173 109V110H172ZM181 110V111H178V110ZM182 109L184 110L183 112H182ZM191 109V110H190ZM119 110V111H118ZM160 110V111H159ZM163 110H164V112H163ZM170 110H172V111H170ZM188 110V111H187ZM243 110V111H242ZM249 110H251V111H249ZM123 109H122V112H121V114H119V115H114L116 118H117V122H116V124H115V128H113V131L111 130H109V128H107V127H104L103 126V128H101V129H99V132H98V129H97V131L95 132V131H93V132H91V133H89L88 131H86V129H82V131L84 132V134H85V138H87V139H89V141H91V143H93L94 141V144L96 143V142H98V141H103V140H105V139H109V140H111V139H113V144H109V148L111 149V147H114V146H116L117 144H118V139H121V138H123V135L121 136V137H119L120 135V133H119V126L120 125H118V124H120V123H123V119H122V114H123ZM153 111V112H152ZM167 111V112H166ZM169 111V112H168ZM180 112V113H175V112ZM195 111H197V112H195ZM223 111V112H222ZM227 111H228V113H229V115H228V113H227ZM48 112H50V111H48ZM47 112V116L49 117V115L51 116V117H49V118H45L44 119V121L45 122H47V123H44V121L43 120H41V121H43V123L42 124H47V125H44V126H42V128L40 129V128H37V125H35V126H33V127H31L32 129H34L35 130V132L34 131H32V129H31V132L34 134V136H33V134H31L30 133V135H32V136H30V138H31V140L33 141V143H32V141L31 140H29L30 138H29V134H27L26 133V131H25V134H26V136H27V139H25V141L27 142V140H29L26 144L24 143L25 141L24 140H20V136H17V134L15 135V141L16 140H18V141H22V143L23 144H25L26 145V147H27V145L30 147V148H28V151L26 150V152H24V155H23V158L24 157H26V158H24V160H26L27 161V163H28V166H30V164L29 163H31L30 161H34V156H33V154H36V155H38L39 156V158H38V156H35V157H37V159L35 160V162L34 163H36V164H40L39 162H41V164L42 163H44L43 162V160L45 159V154H44V143H43V138L45 137V131L47 132L48 131V129H49V131H51V128H53L52 129V131L54 132H47V133H49L50 135H51V140H49V143H52L53 144V142H54V144H53V147H51L52 145L50 144L48 147L51 149V148H53V155L55 156V157H57L59 154L58 153H60L59 152V149H61V150H64V149H66V148H64V144H65V147L67 146V145H69L68 143H66L65 142V138H66V140H67V137H66V135H68L69 134V132L67 133V132H63V129H61L62 127L61 126H58L57 127V125H61L60 123H62L61 122V115H58V114H56L55 116H53L54 115V113H48ZM148 112H149V114H148ZM156 112V113H155ZM160 112V113H159ZM161 112H163L164 114H166V115H163V113H161ZM166 112V113H165ZM185 112H186V117L189 115V117H187L188 118V120H189V122H188V124H187V126H186V128L184 129L183 128V126L179 123L180 121H181V119H183V117H185V115H183L182 116V114H185ZM187 112H189V113H187ZM222 112V113H221ZM243 112V113H242ZM151 113V114H150ZM155 113V114H154ZM161 115V117H164V118H156V117H160V115ZM169 113H172L173 115H171L170 114V116H168L169 115ZM192 113V114H191ZM226 113V114H225ZM137 114V115H136ZM144 115V116H141V115ZM176 114V115H175ZM223 114L225 115V116H223ZM57 115H58V117H57ZM121 115V118L119 117ZM141 117H140V116ZM154 115H156V117L154 116ZM158 115V116H157ZM179 115H180V117H179ZM238 115V116H237ZM170 117L169 119L168 118H166V117ZM223 116V117H222ZM230 117V118H228V117ZM242 116V117H241ZM131 117H133V118H131ZM140 119H139V118ZM176 119H175V118ZM177 117H178V119H177ZM185 117V118H186ZM198 117V118H197ZM215 117V118H214ZM226 117V118H225ZM253 117V118H252ZM53 118V119H52ZM115 118V119H116ZM119 118V119H118ZM174 118V119H173ZM214 118V119H213ZM56 119H58V120H56ZM166 119H168V120H166ZM191 119V120H190ZM193 119V120H192ZM194 119H196V120H194ZM215 119H217L218 121H216ZM224 119V120H223ZM227 119H230V120H227ZM250 119V120H249ZM53 121V123H51L52 121ZM55 120L58 122V123H56L55 122ZM119 120V121H118ZM151 120V121H150ZM175 120V121H174ZM248 120V121H247ZM252 120H254V124H253V122H252ZM51 121V122H50ZM112 121V120H111ZM122 121V122H121ZM162 121V122H161ZM166 121H167V123H166ZM171 121V122H170ZM190 121H191V123H190ZM193 121V122H192ZM195 121V122H194ZM226 121H228V122H226ZM230 121V122H229ZM110 122V121H109ZM150 122H152L153 123V125H150ZM178 123V125H175V124H177ZM217 122V123H216ZM221 122V123H220ZM51 123V124H50ZM145 123V124H144ZM160 123V124H159ZM162 123H165L164 125L162 124ZM54 124V125H53ZM169 124V125H168ZM170 124H171V126H170ZM173 124H174V126H173ZM219 124V125H218ZM49 125H50V127H49ZM165 125H168V126H170L169 128H168V126H165ZM196 127H203L202 129H203V131H204V134H203V131H202V133L200 134V132H196V131H194L195 129L194 128H196ZM40 126V124L38 125V127ZM55 126H56V128H55ZM148 126H150L151 127V130H150V127H149V130H148ZM154 126V127H153ZM165 126V127H164ZM178 126V127H177ZM191 127V129H194V130H191V131H189V127ZM261 126V125H260ZM48 127V128H47ZM159 127V128H158ZM164 129H163V128ZM258 127L259 128H262V129H258ZM44 128L46 129L47 128V130H44ZM55 128V129H54ZM58 128V129H57ZM118 128V129H117ZM158 128V129H157ZM161 128V129H160ZM166 128V129H165ZM170 129V132H169V130L168 129ZM177 128H180L179 130L177 129ZM206 128H208L209 129V131H208V129H206ZM160 129V130H159ZM182 129V130H181ZM186 129H188V130H186ZM229 129V130H228ZM39 130H42V131H38V133H37V131ZM57 130H58V132H57ZM61 130V131H60ZM108 130V131H107ZM117 130V131H116ZM148 130V131H147ZM159 130V131H158ZM166 132H165V131ZM172 130V131H171ZM206 130V131H205ZM60 131V132H59ZM110 131V132H109ZM140 131V132H139ZM153 132L154 133V135H156V136H154L153 135V133H150L151 134V136H153L152 138L153 139H151V137H150V135H149V132ZM167 131H168V133H167ZM174 131V132H173ZM175 131H177V132H175ZM183 131H184V133H183ZM188 131V132H187ZM41 132H43L42 134H41ZM55 132H56V135H55ZM62 132V133H61ZM112 132H113V134H112ZM173 134H172V133ZM179 132V133H178ZM183 134V136H185L186 137V139H185V137L183 138V136H181L182 134ZM187 132V133H186ZM207 132V133H206ZM213 132V133H212ZM59 133V134H58ZM65 135H64V134ZM110 133V134H109ZM156 133H158V134H156ZM176 133V134H175ZM190 135H189V134ZM193 133V134H192ZM211 133V134H210ZM254 133V134H253ZM258 133L261 135H258ZM52 134H53V136H52ZM88 136H87V135ZM103 134H104V136H103ZM107 134V135H106ZM147 134V135H146ZM187 134V135H186ZM199 134V135H198ZM255 134H256V136H255ZM39 135H40V137L43 139H41L40 137H39ZM42 135V136H41ZM62 135V136H61ZM93 136V137H91V136ZM141 135H142V137H141ZM149 135V136H148ZM158 135V136H157ZM160 135V136H159ZM176 135V136H175ZM197 137H196V136ZM211 135V136H210ZM229 135V136H228ZM251 135H252V137H251ZM36 136V137H35ZM54 136H55V139H54ZM58 136V137H57ZM107 138H106V137ZM115 136V137H114ZM140 138H138V137ZM170 136V138L168 139V137ZM177 136H179V137H177ZM194 136V137H193ZM204 136V137H203ZM214 136V137H213ZM255 136V137H254ZM259 138H258V137ZM17 137L19 138V139H17ZM35 137V138H34ZM53 137V138H52ZM63 137H65V138H63ZM99 137H100V139H99ZM101 137H103V138H101ZM109 137V138H108ZM113 137V138H112ZM156 137V138H155ZM188 137V138H187ZM191 137H193L192 139H191ZM199 137V138H198ZM218 137V138H217ZM263 137V138H262ZM29 138V139H28ZM40 140V142H39V140ZM59 138V139H58ZM90 138H92L93 140H90ZM105 138V139H104ZM117 140H116V139ZM139 140H138V139ZM162 138V139H161ZM177 138V139H176ZM181 138V139H180ZM251 138V139H250ZM256 138H258V139H256ZM36 140V142H35V140ZM52 139H54V140H52ZM64 140V142H63V140ZM97 139V140H96ZM102 139V140H101ZM145 139V140H144ZM149 139H151L150 141H149ZM155 139H157V140H159V141H157V140H155ZM165 139V140H164ZM168 139V140H167ZM175 139V140H174ZM178 139H180V140H178ZM194 139V140H193ZM218 139V140H217ZM226 139V140H225ZM243 139V140H242ZM252 139H253V141H252ZM260 139V140H259ZM38 140V141H37ZM58 142H57V141ZM62 142H61V141ZM141 140L143 141V143L141 142ZM148 140V143L146 142ZM155 140V141H154ZM162 140V141H161ZM171 140V141H170ZM174 140V141H173ZM220 140V141H219ZM257 140V141H256ZM259 140V141H258ZM262 140V141H261ZM18 141H16V142H18ZM31 141V142H30ZM41 141H42V143H41ZM53 141V142H52ZM116 141V142H115ZM139 141H140V143H142V144H144V146L142 145L141 146V144L139 143ZM157 141V142H156ZM170 141L171 143H173V144H171V143H168V142ZM176 141H178V142H180V143H178V142H176ZM182 141H184V142H182ZM254 141H256V142H254ZM35 142V143H34ZM37 142H38V144H37ZM156 142V143H155ZM161 143V147H160V143ZM163 142H165V144H164V147L166 148L165 150H164V148H162L163 147V145H162V143ZM167 142V143H166ZM188 142V144H186ZM191 142V143H190ZM200 142V143H199ZM216 142H219V143H216ZM55 143H57V144H55ZM137 143V144H136ZM149 143H151V144H153V145H151V144H149ZM159 145H158V144ZM184 143V144H183ZM62 145V148H61V145ZM116 144V145H115ZM154 144H156V145H158V146H155ZM183 144V145H182ZM195 144V145H194ZM198 144H199V146H198ZM236 144L238 145V146H236ZM251 144H253V145H251ZM257 144V145H256ZM263 144V145H262ZM32 145H34V146H32ZM41 146V148H43V149H40V146ZM54 145H55V147H54ZM57 145V146H56ZM60 147H59V146ZM150 145V146H149ZM170 147H169V146ZM176 147H175V146ZM182 145V146H181ZM185 145V146H184ZM191 145V146H190ZM193 145V146H192ZM208 145V146H207ZM216 146L217 147V149H216V147H214V146ZM221 147H220V146ZM252 146V147H249V146ZM111 146V147H110ZM138 146H140V147H138ZM166 146H168V147H166ZM173 146V147H172ZM188 146H189V148H188ZM199 147V148H195V147ZM211 146H212V148H211ZM254 146V147H253ZM258 146V147H257ZM38 147V148H37ZM59 147V148H58ZM67 147H69V146H67ZM154 147V148H153ZM157 147V148H156ZM158 147L161 149L162 148V150H160V149H158ZM178 147L179 148H181L180 150L178 149ZM228 147V148H227ZM261 147V148H260ZM32 148H35V149H32ZM56 148V149H55ZM137 148H138V150H137ZM156 148V149H155ZM194 148H195V150H194ZM208 148V149H207ZM216 149V151H215V149ZM257 148V149H256ZM58 149V150H57ZM69 149V148H68ZM135 149V150H134ZM153 149V150H152ZM155 149V150H154ZM158 149V150H157ZM202 149V150H201ZM213 149V150H212ZM221 149H222V151H221ZM255 149V150H254ZM33 150V152H32V154H31V152L30 151H32ZM38 150V151H37ZM56 150V151H55ZM60 150V151H61ZM172 150V151H171ZM186 150V151H185ZM200 150V151H199ZM204 150V151H203ZM211 150V151H210ZM217 150H219L218 152H217ZM37 151V153H34V152H36ZM136 151V152H135ZM151 151V152H150ZM163 151V152H162ZM168 151V150H167ZM215 151V152H214ZM221 151V152H220ZM223 151H225V152H223ZM162 152V153H161ZM165 152V153H164ZM173 152H175V153H173ZM187 152V153H186ZM198 152H200L199 154H198ZM211 152V153H210ZM214 152V153H213ZM30 153V154H29ZM43 155H42V154ZM56 153V154H55ZM142 153V152H141ZM164 153V154H163ZM172 153H173V155H172ZM177 153V154H176ZM179 153V154H178ZM196 153V154H195ZM222 155H221V154ZM58 154V155H57ZM158 154V155H157ZM184 154H185V156H184ZM198 154V155H197ZM215 154V155H214ZM27 155H32L31 156V160L30 159H28L27 160V158H29L30 156H27ZM133 155H136V156H133ZM138 155V156H137ZM193 155V156H192ZM217 155H219V156H217ZM142 158H141V157ZM158 156H160V157H158ZM181 156V157H180ZM201 156V157H200ZM206 158H205V157ZM247 156V157H246ZM53 157V156H52ZM135 157V158H134ZM155 157V158H154ZM178 157V158H177ZM204 157V158H203ZM209 157H210V159H209ZM217 157V158H216ZM42 158V159H41ZM54 158V157H53ZM53 158L51 159L52 161H53ZM131 158H133V159H131ZM141 158V159H140ZM177 158V159H176ZM184 158V159H185ZM192 158H193V160H192ZM39 159V160H38ZM40 159L42 160V161H40ZM134 159H135V162H133L134 161ZM139 159V160H138ZM184 159H182V160H184ZM199 159H201V160H199ZM215 159V160H214ZM38 160V161H37ZM132 160V161H131ZM179 160V161H180ZM181 160V161H182ZM202 160H204V161H202ZM29 161V162H28ZM37 161V162H36ZM200 161V162H199ZM206 161H208V162H206ZM215 161V163H213V162ZM219 161V163H217ZM141 162V163H140ZM205 162V163H204ZM221 162V163H220ZM211 165H210V164ZM233 163H234V165H233ZM40 164V165H41ZM201 164H203V165H201ZM218 164V165H217ZM44 164H42V166H43ZM113 165V166H112ZM205 165V166H204ZM206 165H208V166H206ZM223 167H222V166ZM210 166H212V168L210 167ZM231 166H233V167H231ZM238 167V169H236L237 167ZM221 167V168H220ZM240 167H242L243 169H240ZM262 167V168H261ZM211 168V169H210ZM217 168H218V170H217ZM245 168H246V172L245 171H242V170H245ZM111 169V170H110ZM114 169V170H115ZM199 169H200V171H199ZM205 169V170H204ZM221 169L223 170V171H221ZM233 169H234V171H233ZM250 169V170H249ZM40 172H39V171ZM103 172H102V171ZM194 170V171H193ZM209 172H207V171ZM213 171V172H211L210 173V171ZM229 170V171H228ZM237 170H239V175H236V174H238V173H235ZM33 171H34V169H33ZM37 171L39 172V174L41 173L42 175H45V171L44 170H40V168L38 167L37 168ZM178 173H177V172ZM183 171L185 172L184 173V175H183ZM202 171V172H201ZM217 171V172H216ZM225 171V172H224ZM248 171V172H247ZM252 171V172H251ZM253 171H254V173H253ZM100 172V173H99ZM105 172V173H104ZM149 172H150V170L147 172V174H149ZM195 172V173H194ZM201 172V173H200ZM205 172V173H204ZM240 172H242V173H244V174H242V173H240ZM103 173V174H102ZM111 173H113V171L111 172ZM135 173V174H134ZM216 173V174H215ZM227 173V174H226ZM230 173H235V175L233 176L232 174H230ZM247 173V174H246ZM98 174V175H97ZM105 174V175H104ZM134 174V175H133ZM181 174V175H180ZM218 174V175H217ZM247 175V177H245L246 175ZM254 174V175H253ZM140 175V176H139ZM207 175V176H206ZM216 175H217V177L219 178V177H221V179H218V178H215L216 177ZM220 175V176H219ZM250 175H253L252 176V178H250L251 180H249V177H251ZM108 177V179H109V183H112V185H113V189L115 190L116 189V192L115 193H118L119 191V193L121 194H123L124 193V195H125V198L127 197V196H129L130 197V195H129V193L131 194V192H132V194H131V196H132V198L130 197V200H129V198L127 199H125L124 198V200L123 201H119V200H116L115 198H113L112 199V201H113V205H114V203H115V205H114V207H116V208H114L112 205H111V203L110 202H106L105 203V201L104 200H101L106 194V196H108L109 197V192H105V193H102V191H103V188L101 187V183H100V181L102 180L101 178H103V179H105V178H107ZM139 178H138V177ZM185 176H187V177H185ZM189 176H191L195 181H196V183L194 184H191L190 183V179H192V178H188ZM198 176V177H197ZM206 176V177H205ZM211 176V177H210ZM225 176V177H224ZM236 176V177H235ZM244 177V179L242 178V177ZM249 176V177H248ZM175 178V182H177V180H184V179H186V180H188L189 181V183H187L186 185H184V184H179L178 182L177 183H175V182H172L173 181V179ZM233 177V178H232ZM240 177V178H239ZM93 178H92V180H93ZM98 178V179H97ZM183 178V179H182ZM201 180H200V179ZM222 178H223V180H222ZM225 178V179H224ZM227 178H228V180H227ZM235 178V179H234ZM110 179H111V181H110ZM116 179V180H115ZM198 179V180H197ZM230 179V180H229ZM112 180H113V182H112ZM205 180H206V182H205ZM208 180V181H207ZM227 180V181H226ZM242 180V181H241ZM248 180V181H247ZM116 183H115V182ZM152 181V182H151ZM199 181V182H198ZM204 181V182H203ZM231 181H233V182H231ZM120 182V181H119ZM142 182H143V184H142ZM149 184H148V183ZM168 182V181H167ZM208 182V183H207ZM246 182H245V184H246ZM96 183V184H95ZM100 183V184H99ZM151 183V184H150ZM172 183H174V184H172ZM201 183V184H200ZM232 185H231V184ZM98 184V185H97ZM118 184V185H117ZM144 184H145V186H144ZM167 184H168V187H167ZM176 184V185H175ZM179 184V185H178ZM231 185V187H230V185ZM236 185V186H234V185ZM73 185V186H72ZM75 185V186H74ZM120 185H122V186H120ZM123 185L126 187V189H125V191H123V189H124V187H123ZM147 185V186H146ZM162 185H163V187H162ZM239 185H241V186H239ZM242 185H244V186H242ZM94 186V187H93ZM117 186H119V188L120 187H123L122 189H120V190H117V189H119ZM151 186H152V188H151ZM154 186H156V187H154ZM158 186V187H157ZM166 186V187H165ZM171 188H170V187ZM176 186V187H175ZM180 186V187H179ZM188 186V187H187ZM232 186H233V189H232ZM238 186V187H237ZM71 187H72V189L74 188L75 190L77 189V191L79 190L80 192H78L77 194L78 195H80V196H83V194H85V192H83V190H85L86 189V187L85 188H83L84 186H82L81 187V185H79L78 183H75L74 182V184L72 183L71 184ZM78 187V188H77ZM141 187H144V191L143 192H141V190H143ZM146 187V188H145ZM188 189H187V188ZM218 187V188H217ZM83 188V189H82ZM94 188V189H93ZM155 188V189H154ZM157 188H158V191H156L157 190ZM168 188V189H167ZM185 188H186V190H185ZM194 188V189H193ZM213 188V189H212ZM229 188V189H228ZM244 188V189H243ZM250 188H251V186H250ZM89 189V188H88ZM90 189V190H91ZM99 189V190H98ZM147 191H146V190ZM159 189H161V190H159ZM165 191H164V190ZM173 189V190H172ZM177 189V190H176ZM192 189V190H191ZM204 189V190H203ZM212 189V190H211ZM216 191H215V190ZM219 189V190H218ZM246 189H247V191H246ZM126 190H127V192H128V194H127V192H126ZM151 190H153V192L151 191ZM168 190V191H167ZM195 190V192L194 193H192L193 191ZM138 191V192H137ZM146 191V192H145ZM177 191H180V192H177ZM200 191V192H199ZM212 191V192H211ZM215 191V192H214ZM125 192H126V194H125ZM148 192V193H147ZM156 192V193H155ZM167 192V193H166ZM174 192H175V194H174ZM183 194H182V193ZM203 192V193H202ZM218 192H220V193H218ZM100 193H102L101 195H100ZM118 193V194H119ZM140 193V194H139ZM160 193V194H159ZM161 193H162V196H161ZM196 193V194H195ZM211 193V194H210ZM98 194H99V196H101L100 198H97V197H99L98 196ZM104 194V195H103ZM134 194H136V195H138L137 196V198L135 197V195ZM142 194V195H141ZM147 196H146V195ZM150 194V195H149ZM154 194V195H153ZM159 194V195H158ZM179 194H181L180 196H179ZM195 194V195H194ZM210 194V195H209ZM134 195V196H133ZM143 198H141L140 196ZM143 195H144V197H143ZM167 195V196H166ZM188 195V196H187ZM189 195H191V196H189ZM198 195H200V196H198ZM217 195V196H216ZM220 195V196H219ZM254 195V196H253ZM256 195H257V197H256ZM113 196V195H112ZM155 196V197H154ZM166 198H165V197ZM187 196V198L188 199H190L189 201H188V199L187 198H185V197ZM195 196V197H194ZM238 196H239V198H238ZM249 196V197H248ZM169 197V198H168ZM193 197V198H192ZM210 197V198H209ZM214 197V198H213ZM82 198V197H81ZM105 198V197H104ZM103 198V199H104ZM135 198V200H133ZM158 198V199H157ZM163 198V199H162ZM170 198H173V199H170ZM175 198V199H174ZM181 198V199H180ZM196 198V199H195ZM198 198L200 199V200H198ZM202 198H204V199H202ZM218 198H219V200H218ZM241 198V199H240ZM101 201H100V200ZM136 199H138L137 200V202H136ZM139 199H140V201H139ZM170 199V200H169ZM192 199H194L193 201H201L202 203H203V206L204 207H202V208H198V209H193V208H189V207H187V206H185V205H183L184 204V202L182 203V201H185V202H190ZM202 199V200H201ZM217 199V200H216ZM221 199V200H220ZM237 199H239L238 201H237ZM97 200V201H96ZM126 200V202L124 203V201ZM132 200V201H131ZM142 200V201H141ZM145 200V201H144ZM167 200H169V201H167ZM245 200V201H244ZM253 200V201H252ZM103 201V202H102ZM111 201V202H112ZM121 202V204L119 203V202ZM129 201V202H128ZM139 201V202H138ZM159 201V202H158ZM204 201V202H203ZM222 201H223V203H222ZM249 201V202H248ZM251 201V202H250ZM128 202V203H127ZM142 202V203H141ZM151 202H152V204H151ZM157 202V203H156ZM167 204H166V203ZM176 205L175 206V211H177L176 213V215L178 216V218L177 219H179V218H181V220H183V222H181L180 220H178V221H176L177 219H175L174 217H172V215L169 213V209H168V207L172 204L173 206H174V204ZM225 202V203H224ZM111 205V208L113 209H111L110 207V209H106V208H108V206H110L109 204ZM118 203H119V207H117V205H118ZM123 203V204H122ZM133 203H134V205H133ZM135 203H137V204H135ZM139 203H141V204H139ZM159 203V204H158ZM167 205H165V204ZM180 203V204H179ZM207 205H206V204ZM214 203V204H213ZM216 203H218V204H216ZM228 203H233V205L232 204H229L228 205ZM244 203V204H243ZM247 203V204H246ZM99 204V205H98ZM101 204H102V206L103 207H101ZM103 204H107L106 206H104ZM129 204H132V205H130L129 206ZM139 204V208H138V205ZM155 204V205H154ZM164 204V205H163ZM210 204V205H209ZM220 204V205H219ZM246 204V205H245ZM123 205H125V206H123ZM141 205V206H140ZM143 205V206H142ZM154 205V206H153ZM172 205H171V207H172ZM180 205L183 207H180ZM214 205V206H213ZM22 206V209L20 208L19 210H18V207L17 206H15V211H14V215H23L24 213L22 212V210H23V206L24 205H21ZM29 206V205H28ZM26 206L25 205V207H27V208H25V210H28V208H29V210L31 211V209L33 210V207H31V206ZM127 206V207H126ZM185 206V207H184ZM222 206V207H221ZM224 206H226V207H224ZM96 207H101L100 209H101V212L103 213H101V212H98V211H96V210H99L100 211V209L99 208H97L96 209ZM104 207H106L105 209V211H104ZM136 207V208H135ZM142 207V208H141ZM154 207V208H153ZM117 208H119V209H117ZM131 208L132 209V211H133V209L135 210L134 212H132L131 211V209L129 210V209ZM152 208V209H151ZM182 208V209H181ZM188 208V209H187ZM207 208H208V210H207ZM218 208V209H217ZM226 208V209H225ZM117 209V211L118 212H120V211H123L122 212V214H118L116 211H114V210H116ZM122 209V210H121ZM139 209V210H138ZM143 209V210H142ZM146 209V210H145ZM149 211H148V210ZM157 209H158V211H157ZM159 209H160V211H159ZM168 209V210H167ZM186 209V210H185ZM191 209V210H190ZM192 209H193V211H192ZM200 209V210H199ZM229 209V210H228ZM126 210H128V211H126ZM141 210V211H140ZM163 212H162V211ZM228 210V211H227ZM125 211V212H124ZM131 211V212H130ZM142 212V213H140V212ZM201 213H200V212ZM212 211H214V212H212ZM251 211H253V210H251ZM250 211V212H251ZM32 212V215H31V218L33 219V217H34V211H31ZM104 212H105V214H104ZM107 212V213H106ZM127 212H130V213H127ZM180 212V213H179ZM200 214H199V213ZM229 212H230V214H229ZM241 212V211H240ZM18 213V214H17ZM23 213V214H22ZM96 215H95V214ZM109 213H110V215H109ZM112 213V214H111ZM117 213V218L115 217L116 215L115 214ZM121 213V212H120ZM135 213V214H134ZM138 213V214H137ZM183 213H185V214H183ZM188 213V215H186ZM242 213V212H241ZM243 213H245V212H243ZM247 213V212H246ZM249 213V212H248ZM94 214V215H93ZM99 214V215H98ZM101 214H102V217H101ZM127 214V215H126ZM129 214V215H128ZM154 214H156V215H154ZM166 214H167V216L168 217H166ZM213 214H215V216L213 215ZM251 214V213H250ZM252 214H253V218H250L249 219V223L248 224H250V222L252 221V223L249 225L250 227L248 228V230L250 229V228H252V229H250V230H252V231H250V232H252V233H256L257 231H259L258 230V228L257 227H260V225H261V223L263 222L262 221V218H259V217H257V216H254L255 214L252 212ZM98 215V216H97ZM104 215V216H103ZM106 215V216H105ZM109 215V216H108ZM113 215V216H112ZM115 215V216H114ZM119 215H121V216H119ZM123 215V216H122ZM126 215V216H125ZM145 215V216H144ZM148 215H150V216H148ZM192 215H194V217L192 216ZM196 215V216H195ZM209 215H211V216H209ZM213 215V216H212ZM107 216H108V218H107ZM133 218L134 216V219H132L131 217ZM144 216V217H143ZM164 218H163V217ZM172 218H171V217ZM181 216V217H180ZM192 216V217H191ZM208 216V217H207ZM239 218H238V217ZM99 217V218H98ZM118 217H119V219H118ZM122 217V218H121ZM142 217H143V219H142ZM147 217V218H146ZM149 217H151V219L149 218ZM159 217H161V218H159ZM170 217V218H169ZM211 217V218H210ZM233 217V218H232ZM107 218V220H105ZM116 220H115V219ZM126 218V219H125ZM97 219V220H96ZM99 219V220H98ZM122 221H121V220ZM142 219V220H141ZM150 219V220H149ZM153 219V220H152ZM159 219V220H158ZM170 219V220H169ZM173 219V220H172ZM187 219V220H186ZM216 219V220H215ZM239 219V220H238ZM257 219V220H256ZM261 219V220H260ZM110 220V222H108ZM123 220L124 221H126V222H124L123 223ZM146 220H147V222H146ZM155 220V221H154ZM158 220V221H157ZM163 220V221H162ZM166 220L169 222V221H171V224L170 223H167L166 224ZM190 220V221H189ZM117 221V222H116ZM121 221V222H120ZM134 221V222H133ZM139 221V222H138ZM200 221V222H199ZM256 221V222H255ZM262 221V222H261ZM102 222H104V223H102ZM113 222L115 223V224H113ZM118 222H120V224L118 223ZM165 222V223H164ZM178 222V223H177ZM183 223V224H185V225H181V224H179V223ZM187 222V223H186ZM189 222V223H188ZM261 222V223H260ZM112 223V224H111ZM119 225H118V224ZM123 223V224H122ZM143 223V224H142ZM154 223V224H153ZM218 223V224H217ZM99 224V225H100ZM149 224V225H148ZM151 224H153V225H151ZM156 224V225H155ZM162 224V225H161ZM189 224V225H188ZM216 224H217V226H216ZM220 224V225H219ZM111 225H114V226H111ZM138 225V226H137ZM147 225V226H146ZM171 225V226H170ZM177 225V226H176ZM224 225V226H223ZM258 225V226H257ZM116 226V227H115ZM150 227V231L148 232V234L146 233V234H143V232L141 233V234H139V231H138V229H139V227ZM160 226V227H159ZM164 226H166V227H164ZM168 226V227H167ZM183 226V227H182ZM193 226V227H192ZM221 226V227H220ZM252 226V227H251ZM3 226H1L0 227V254H2L3 253V256L2 255H0V263L1 262H8V263H10V264H29V263H31V264H34V262H35V264H37V261H35V257H33L32 255H29V256H27L26 257V255L27 254H29V252H27V251H30V254L32 253V251L36 248V246L37 245H39V243L41 244L42 242H41V239H36L34 242H29V241H32V239H30V240H28V242H27V239L24 241V246L26 247V249L24 250V247H22V244L23 243H19L18 241L20 240L21 241V239L20 238H18V236H17V233L15 232V231H10V230H7V229H5L4 227V229L2 228ZM131 227H134V228H131ZM137 227V228H136ZM140 227V228H141ZM163 227V228H162ZM173 228V230H172V228ZM181 227V228H180ZM189 227V228H188ZM219 227V228H218ZM113 228V229H112ZM115 228V229H114ZM119 228V229H118ZM153 228V229H152ZM178 230H177V229ZM183 228V229H182ZM187 228V229H186ZM221 228V229H220ZM234 228V229H233ZM133 229H135V230H133ZM180 229V230H179ZM186 229V230H185ZM225 229V231H223ZM256 229V230H255ZM113 230H115V232L117 233V235H116V233L113 231ZM119 232H118V231ZM158 232H157V231ZM160 230V231H159ZM164 230V231H163ZM170 230V231H169ZM189 230V231H188ZM196 230V231H195ZM198 230V231H197ZM246 230H247V228H246ZM255 230V231H254ZM120 231H121V233H120ZM123 231L125 232V233H123ZM127 231H128V233H127ZM134 233H133V232ZM162 231V232H161ZM172 231V232H171ZM192 231V232H191ZM234 231V232H233ZM254 231V232H253ZM5 232V233H4ZM7 232H9V233H12V234H10V237H7V235L9 236V233H7ZM13 232H14V234H16V235H14L13 234ZM113 232V233H112ZM167 232V233H166ZM191 232V233H190ZM220 232V233H219ZM109 233V234H108ZM130 233V234H129ZM138 233V234H137ZM145 233V232H144ZM151 233V234H150ZM224 233V234H223ZM6 234V235H5ZM130 235V237H129V235ZM131 234H132V236H131ZM135 235V239L133 238L134 237V235ZM166 234V235H165ZM168 234V235H167ZM188 234H189V237H188ZM211 234V235H210ZM108 235H109V237H108ZM126 235V236H125ZM127 235H128V237H127ZM137 235V236H136ZM143 237H142V236ZM151 235V236H150ZM156 235V236H155ZM181 235V236H180ZM192 235V236H191ZM194 235H196V236H198V238H200V240L202 241V243L199 245V246H197V247H194L193 246V244H192V242L190 241V240H188L189 238H191V237H193ZM212 237H210V236ZM221 235V236H220ZM7 237V238H5V237ZM15 236H17V237H15ZM106 236V237H105ZM114 236H116V237H114ZM122 236V237H121ZM124 236V237H123ZM146 236V237H145ZM148 236V237H147ZM161 236V238H159ZM165 236V237H164ZM171 238H170V237ZM207 236H209V238L207 237ZM219 236V237H218ZM4 237V239L6 240L7 239V241H5L4 239V241H2V238ZM14 237L16 238V240L14 239ZM137 237H139V238H137ZM142 237V238H141ZM187 239H186V238ZM221 237H222V239H221ZM9 238H10V240H9ZM18 238V239H17ZM106 239L107 238V240L108 241H104V239L103 240H101V239ZM116 238V239H115ZM121 238V239H120ZM151 238V239H150ZM158 238V239H157ZM175 238V239H174ZM184 238V239H183ZM208 238V239H207ZM215 239L214 241H212L211 243H209V241H207V240H209V239ZM113 239H115V240H113ZM127 239V240H126ZM129 239H131V240H129ZM147 239V240H146ZM165 239V240H164ZM171 241H170V240ZM177 239H180V240H177ZM205 239H207V240H205ZM9 240V241H8ZM12 240V242H14V243H16V242H18L19 244L17 245V243L16 244H12V242L10 243V241ZM14 240V241H13ZM100 240V241H99ZM122 240V241H121ZM135 240V241H134ZM138 240V241H137ZM154 240V241H153ZM132 241V242H131ZM141 241V242H140ZM151 241V242H150ZM155 241L157 242V244H155ZM162 241V242H161ZM184 241H185V243H184ZM6 242V244L7 245H5L4 243ZM97 242V243H96ZM104 242V243H103ZM106 242H108L107 244H109V245H107L106 244ZM111 242V243H110ZM136 242H137V244H136ZM150 242V243H149ZM160 244H159V243ZM181 242H183L184 244H180ZM208 242V243H207ZM217 242V243H216ZM230 242V243H229ZM10 243V244H9ZM26 243V244H25ZM118 243H119V246H120V248H117V247H119V246H117L118 245ZM145 243V244H144ZM153 243V244H152ZM186 243H189L190 245H192V247L190 246V245H188V244H186ZM205 243V244H204ZM222 243V244H221ZM11 244L13 245V246H11ZM29 244H33L32 246L31 245H29ZM37 244V245H36ZM105 246H104V245ZM132 244V245H131ZM143 244V245H142ZM147 244V245H146ZM154 244H155V247H154ZM164 244V245H163ZM178 244H180V245H178ZM209 244V245H208ZM214 244V245H213ZM3 245H5V246H3ZM8 245H10V246H8ZM16 245H17V247H16ZM134 245V246H133ZM139 245V246H140ZM159 245V246H158ZM188 245V246H187ZM208 245V246H207ZM216 245H218V246H216ZM19 246H21V247H19ZM108 246V247H107ZM112 246V247H111ZM115 246V247H114ZM122 246V247H121ZM149 247L148 249H147V247ZM157 246V247H156ZM170 246H172V247H170ZM178 246V247H177ZM182 246V247H181ZM185 246V248H183ZM228 246V247H227ZM3 247V248H2ZM4 247H6V249L7 250H4ZM14 247H16L17 248V250L19 249V251H17V252H15L16 251V248H14ZM19 247V248H18ZM104 247H105V249H104ZM128 247V248H127ZM171 249H169V248ZM216 247V248H215ZM233 247H235V249L233 248ZM240 249H238V248ZM11 248V249H10ZM15 250H14V249ZM21 248H23V249H21ZM100 248V249H99ZM103 248V249H102ZM125 248V249H124ZM154 248H156V249H154ZM178 249V250H176V249ZM182 248V249H181ZM214 248V249H213ZM224 248V249H223ZM9 249V250H8ZM22 251H21V250ZM222 249V250H221ZM242 249V250H241ZM12 250H14V251H12ZM32 250V251H31ZM97 250V251H96ZM98 250H100V251H98ZM162 250V251H161ZM163 250H164V252H163ZM188 250V251H187ZM227 250V251H226ZM228 250H230V251H228ZM6 252V253H4V252ZM24 251V252H23ZM153 251V252H152ZM156 251H157V253H156ZM166 251V252H165ZM215 251H216V254H215ZM221 251V252H220ZM238 251V252H237ZM19 253L17 256L15 255V253L13 254V256H12V254L9 256V254L10 253ZM149 252V253H148ZM185 254H184V253ZM188 252H189V255H191V256H189L188 255ZM201 252V253H200ZM211 252V253H210ZM220 252V253H219ZM226 252V253H225ZM228 252V253H227ZM172 253V254H171ZM175 253V254H174ZM176 253H178V255H180L181 257H178V255L176 254ZM187 253V254H186ZM209 253V254H208ZM231 253V254H230ZM246 253V254H245ZM4 254H5V256H7L6 258H4ZM157 254V255H156ZM253 254V255H252ZM16 257H15V256ZM25 255V256H24ZM150 255V256H149ZM160 255V256H159ZM177 255V256H176ZM213 255V256H212ZM219 255V256H218ZM222 255V256H221ZM244 257H243V256ZM257 255V256H256ZM260 255V256H259ZM145 256V257H144ZM155 256V258H153ZM158 256V257H157ZM184 256V257H183ZM188 258H187V257ZM236 257V260H235V257ZM240 256V257H239ZM246 256V257H245ZM11 257H14V258H11ZM32 257V258H31ZM123 257V258H122ZM139 257V258H138ZM200 257V258H199ZM210 259H209V258ZM215 257H216V259H215ZM233 257V258H232ZM260 257V258H259ZM3 258V259H2ZM19 258H20V262L21 263H15V262H17L18 260H19ZM28 259V262L31 260V262H23L24 260H26V259ZM121 258V259H120ZM164 258H166V259H164ZM204 258L206 259V260H204ZM214 258V259H213ZM227 258V259H226ZM244 258V259H243ZM254 258V259H253ZM18 259V260H17ZM33 259V260H32ZM112 259V258H111ZM120 259V260H119ZM152 259V260H151ZM219 259V260H218ZM250 259V260H249ZM259 259V260H258ZM11 260H12V262H11ZM15 260V261H14ZM128 260V257H127V255H121V257L119 256L118 257V264H122V262H123V264H130V262L129 261H127ZM181 260V261H180ZM211 260V261H210ZM213 260V261H212ZM223 260V261H222ZM228 260V261H227ZM238 260V261H237ZM241 262H240V261ZM242 260H245L244 262L242 261ZM247 260H249V261H247ZM251 260H254V261H251ZM262 260V261H261ZM27 261V260H26ZM33 261V262H32ZM110 261L111 260H108V262L110 263ZM120 261V262H119ZM122 261V262H121ZM163 261V262H162ZM189 261V262H188ZM192 261V262H191ZM200 261V262H199ZM206 261V262H205ZM209 261V262H208ZM225 261H227V262H225ZM230 261V262H229ZM235 261V262H234ZM247 261V262H246ZM257 261V262H256ZM40 262V261H39ZM107 262V261H106ZM105 262V264H107ZM127 262V263H126ZM186 262V263H185ZM188 262V263H187ZM205 262V263H204ZM108 263V264H109ZM112 263V262H111ZM39 264H48V263H43V262H40ZM50 264V263H49ZM104 264V263H103ZM215 264V263H214Z\"/></svg>","mask_w":264,"mask_h":264},{"label":"water","instance_id":"3","mask_svg":"<svg viewBox=\"0 0 264 264\" xmlns=\"http://www.w3.org/2000/svg\"><path fill=\"white\" fill-rule=\"evenodd\" d=\"M0 264H10V263H8V262H1Z\"/></svg>","mask_w":264,"mask_h":264}]
</instances>
